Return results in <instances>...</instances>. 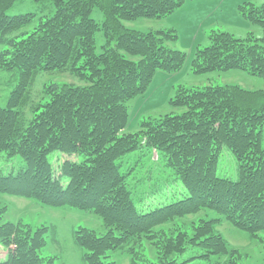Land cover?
Masks as SVG:
<instances>
[{
  "label": "trees",
  "instance_id": "16d2710c",
  "mask_svg": "<svg viewBox=\"0 0 264 264\" xmlns=\"http://www.w3.org/2000/svg\"><path fill=\"white\" fill-rule=\"evenodd\" d=\"M15 1L0 0V68L17 72L7 104L0 106V153L21 157L23 165L0 173V192L98 215L102 234L83 226L72 234L83 264H113L106 258L116 250L128 252L130 264H182L175 256L188 246L199 247L202 258L226 256L227 264H239L240 253L215 229L218 218L200 219L191 234L171 235L158 227L209 209L252 237L264 233V88L179 85L169 104L185 108L181 113L146 118L140 130L125 133L126 101L146 90L156 70L177 71L184 53L169 45L177 38L174 28L141 31L123 22L163 19L184 0H47L53 14L29 31L22 29L36 15H9ZM94 6L101 23L91 17ZM239 10L250 24L264 27V2L245 3ZM99 29L105 43L97 53ZM208 39L194 53L193 74L238 69L264 81V46L252 32L236 37L213 30ZM54 70L68 71L85 84L44 85L48 99L25 119L21 107L31 100L36 74ZM142 147L158 152L185 188L183 198L145 212L137 208L127 184L129 169L120 167L123 156ZM223 147L236 160L235 179L217 174ZM56 150L81 160L65 158L56 171L49 160ZM61 175L68 179L64 185ZM5 211L0 208V243L6 250L0 264H57L56 256L40 254L54 228L1 222ZM144 239L154 247L155 260L138 248Z\"/></svg>",
  "mask_w": 264,
  "mask_h": 264
},
{
  "label": "rangeland",
  "instance_id": "374dc122",
  "mask_svg": "<svg viewBox=\"0 0 264 264\" xmlns=\"http://www.w3.org/2000/svg\"><path fill=\"white\" fill-rule=\"evenodd\" d=\"M264 0H184L178 10L173 11L163 19L137 18L124 21L128 28L141 31H154L164 28H174L177 38L169 42L173 48L184 53L181 67L174 72L156 70L142 94H138L126 101L127 124L123 132H136L140 130V122L146 118H155L167 113L178 114L185 108L174 107L169 100L174 97L179 85L186 87L206 86L216 84H235L249 90L264 88V81L245 71L231 69L228 71L209 72L195 75L191 71V60L196 49L209 44V34L213 30L227 31L236 37H245L246 33L252 32L253 36L260 39L264 46V27L250 24L240 14L239 6L245 3L260 5ZM54 8L49 1L37 2L34 0H16L7 10L9 15L34 13L33 22L22 30H31L41 18L53 14ZM91 17L98 23L102 22L103 16L98 7H93ZM105 37L101 29L95 33V50L102 51ZM17 81L15 70L0 68V106L7 104L10 92ZM74 84L85 83L77 76L68 71H40L30 87V99L21 107L23 117H32V107L48 97L43 95V87L46 84ZM264 143V130H263ZM65 158L81 160L79 156L68 155L59 150L49 154L52 167L57 171L61 161ZM23 165L19 156L6 158L5 153H0V173L16 172ZM120 169L127 175V184L133 200L139 210L148 211L158 206L177 201L183 198L186 190L175 179L173 171L166 167L161 156L155 150L142 147L122 157ZM217 174L219 176L235 179L236 160L232 153L223 147L220 151ZM68 181L66 176L59 177V184L64 185ZM6 207L1 222H24L38 227L42 224L52 226L54 230L46 234V244L40 250L42 256H56L57 264H83L81 250L73 241V231L79 226L94 230L97 234L104 232L101 218L93 212L80 210L68 206L53 207L37 202L33 199L0 192V208ZM218 218L219 222L215 229L226 240L230 249L240 253L239 264H263L264 258V233L259 232L252 237L246 231L240 230L230 224L214 210L200 209L197 212L182 217H175L171 221L161 224L158 228L168 234H175L176 230L192 232V224L200 219ZM141 245V246H140ZM138 248L150 260H155L154 247L147 241L142 240ZM138 249V250H139ZM203 251L199 247L188 246L186 251L176 259L182 264H227V257L210 256L205 259L199 255ZM6 255V250L0 243V260ZM106 261L113 264H130V255L125 250H116L109 253ZM218 264V263H216Z\"/></svg>",
  "mask_w": 264,
  "mask_h": 264
},
{
  "label": "crops",
  "instance_id": "0c3cea01",
  "mask_svg": "<svg viewBox=\"0 0 264 264\" xmlns=\"http://www.w3.org/2000/svg\"><path fill=\"white\" fill-rule=\"evenodd\" d=\"M179 9V8H178ZM178 9H176V10H178Z\"/></svg>",
  "mask_w": 264,
  "mask_h": 264
}]
</instances>
